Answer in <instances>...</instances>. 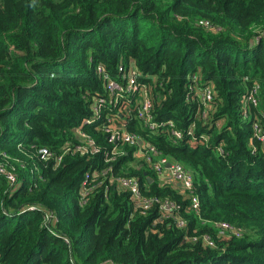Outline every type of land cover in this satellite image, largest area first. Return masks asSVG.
<instances>
[{
	"label": "trees",
	"instance_id": "trees-1",
	"mask_svg": "<svg viewBox=\"0 0 264 264\" xmlns=\"http://www.w3.org/2000/svg\"><path fill=\"white\" fill-rule=\"evenodd\" d=\"M130 61L151 86L155 120L172 119L183 137L135 119L123 125L192 173L197 213L169 176L141 157L133 165L134 146L107 161L100 122L82 124L104 93L96 66L117 78ZM194 74L213 94L205 118L200 92L188 91ZM79 127L99 153L68 152L57 163ZM255 127L264 135V0H0V161L16 175L12 183L0 174V264H264V143ZM40 147L53 157L40 158ZM91 170L99 183L83 195ZM117 176L177 203L185 224L156 205L135 210ZM46 213L56 218L49 228ZM222 220L238 234H220Z\"/></svg>",
	"mask_w": 264,
	"mask_h": 264
},
{
	"label": "built area",
	"instance_id": "built-area-1",
	"mask_svg": "<svg viewBox=\"0 0 264 264\" xmlns=\"http://www.w3.org/2000/svg\"><path fill=\"white\" fill-rule=\"evenodd\" d=\"M117 78L112 77L109 72H106L103 65L96 66V74L103 84L104 93L98 96L91 104V115L82 121L84 125H90L100 122L103 133L106 135L107 142L112 145L110 152L108 151L107 161L114 160L115 157L122 153L121 145L127 144L136 148V153L143 158L149 165L150 169L158 176H169L174 182L182 187L183 190L191 194L190 209L194 212L199 211L200 203L198 197L192 194L193 176L182 164L172 161L166 156H163L160 151L148 140L142 139L139 134L131 132L123 125L125 120H138L141 126L154 133L171 134L175 140L182 139L183 134L174 126L172 119L157 121L153 114V99L151 94V86L142 82L140 77L141 71L134 65L132 61L127 65L119 63L117 66ZM188 86L189 92L199 91L200 100L203 104L200 105L201 118L206 117L207 103L212 100V91L208 86L199 88L200 78L197 74L191 76ZM247 79V77L245 78ZM255 88L252 89L247 96V100L255 102L253 94ZM193 124L191 125V127ZM256 126V125H255ZM256 137L264 143V135L257 127ZM78 143L74 145L65 144L59 155L54 157V160L59 163L65 153L78 154L80 156L91 157L99 153L101 147L88 135L84 129L77 130ZM189 134L192 133L190 129ZM218 153H222L221 146L217 148ZM40 158L48 160L53 157V153L46 147H40L37 150ZM106 171H104L105 173ZM0 174L5 176L10 182L16 181V175L11 169H8L6 164L0 161ZM100 175L96 170L87 171L84 174L82 192L86 195L99 182L92 181L93 177ZM98 177V176H97ZM118 187L129 193L131 201L134 203V209L144 213L152 206L156 205L158 210L171 216L175 219L178 226H183L185 220L179 216L178 211L180 206L170 199H159L158 197H146L142 194L139 186L138 178L135 176H117L113 178ZM29 210L34 209V206H28ZM56 218L52 213L44 214V225L49 228ZM214 225L219 229L220 234L225 232H233L238 234V231L229 224L228 221H216ZM203 241L207 244H212L210 238L206 235ZM194 240L196 237L193 238ZM103 264H112L111 262Z\"/></svg>",
	"mask_w": 264,
	"mask_h": 264
},
{
	"label": "rangeland",
	"instance_id": "rangeland-1",
	"mask_svg": "<svg viewBox=\"0 0 264 264\" xmlns=\"http://www.w3.org/2000/svg\"><path fill=\"white\" fill-rule=\"evenodd\" d=\"M140 159L141 158H140V156L137 155V153L134 154V157H133V160H132L133 165L138 164L140 162Z\"/></svg>",
	"mask_w": 264,
	"mask_h": 264
}]
</instances>
